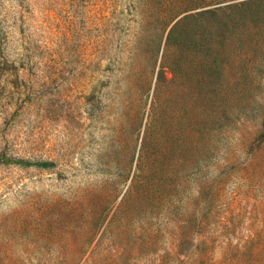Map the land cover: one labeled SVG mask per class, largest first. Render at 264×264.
Segmentation results:
<instances>
[{
	"label": "rangeland",
	"instance_id": "obj_1",
	"mask_svg": "<svg viewBox=\"0 0 264 264\" xmlns=\"http://www.w3.org/2000/svg\"><path fill=\"white\" fill-rule=\"evenodd\" d=\"M137 1L0 0V264H264V0L211 26L224 113L178 140L175 87L136 164L143 127L111 126L80 55Z\"/></svg>",
	"mask_w": 264,
	"mask_h": 264
},
{
	"label": "trees",
	"instance_id": "obj_2",
	"mask_svg": "<svg viewBox=\"0 0 264 264\" xmlns=\"http://www.w3.org/2000/svg\"><path fill=\"white\" fill-rule=\"evenodd\" d=\"M258 1L262 0H139L136 20L125 27L114 23L108 39L100 37L92 51L83 48L80 63L90 75L91 99L114 110L109 111L111 126L118 130V122L127 120L135 140L143 127L136 164L150 123L162 115L169 101L174 115L181 117L182 109L176 107L177 89H185L188 106V125L185 131H177L178 140L186 138L195 146L203 138L207 120L214 123L211 117L224 113L218 100L224 61L219 56V37L211 26L224 25L225 17L231 20L233 30L246 14L253 15ZM250 55L251 48L244 52L247 60ZM164 69L170 74L166 82ZM172 85L174 100L169 89ZM119 143V138L112 137L109 145ZM38 164L54 165L50 161Z\"/></svg>",
	"mask_w": 264,
	"mask_h": 264
}]
</instances>
